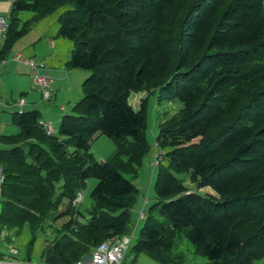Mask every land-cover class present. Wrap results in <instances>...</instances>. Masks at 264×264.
<instances>
[{
  "label": "trees",
  "instance_id": "16d2710c",
  "mask_svg": "<svg viewBox=\"0 0 264 264\" xmlns=\"http://www.w3.org/2000/svg\"><path fill=\"white\" fill-rule=\"evenodd\" d=\"M24 11L32 16L21 23ZM54 11H59L58 36L73 44L68 67L91 75L76 114L62 118L59 136L46 133L38 110L14 113L20 132L0 137L13 144L0 149V225L13 218L7 211L12 205L19 207L15 193L35 196L30 189L38 182L28 179L29 168H37L45 186L61 178L71 182L69 174L55 172L63 164L62 171L75 176L76 184L90 177L97 183L91 191L90 222L67 243L57 239L53 255L62 257L65 247L85 232H92V241L101 238L94 248L126 235L138 191L134 179L151 147L148 100L136 109L128 95L162 78L158 97L178 98L183 107L177 119L160 124L156 143L166 150L168 167L158 165L157 201L151 206H157L156 214L144 217L133 250L171 259L173 235L180 232L207 258L193 264H253L263 256V0H14L0 59ZM100 134L114 138L117 150L107 160L86 159ZM58 152L68 156L62 163ZM20 164L25 177L9 170ZM182 172L190 173L194 189L178 180L176 174ZM21 178L31 183H21ZM75 187L63 184V191L49 201L74 195ZM68 214L64 209L57 215ZM250 220L257 221L255 231L242 238L237 227ZM48 264H55L53 257Z\"/></svg>",
  "mask_w": 264,
  "mask_h": 264
},
{
  "label": "rangeland",
  "instance_id": "374dc122",
  "mask_svg": "<svg viewBox=\"0 0 264 264\" xmlns=\"http://www.w3.org/2000/svg\"><path fill=\"white\" fill-rule=\"evenodd\" d=\"M63 9L61 8L59 11ZM59 11L52 13L47 23L53 20V17L58 15ZM53 26L55 29V22L54 25L48 24L47 27L53 30ZM38 34V30L32 27L26 34L16 39L8 54L10 58L20 53L17 50V46H23L29 39L35 37L32 41L33 44L37 41L34 44L36 56L31 58L38 64L43 63L46 65L44 58L50 53V48L44 41L39 39ZM66 41L71 43V47H73L70 40L66 39ZM7 60L10 61V59ZM40 71L42 73L49 72L46 67L41 68ZM65 74L62 80L65 81V86L59 87L60 81H57V77H54L50 73L52 77L50 84L52 96L48 100L43 98L42 91L36 85L33 86L35 90H30L25 96L21 94V91L16 92L18 88L16 82L12 76L7 75L4 80L5 86L9 88V91L3 93L2 97L0 96V101H3V106L0 108V137L4 135H16L20 132V127L14 123V113L18 111L15 103L21 97H24L27 103L32 102L34 104L33 109H37L40 112V122L50 123L53 126V134L59 136V126L62 118L66 114H76L77 110H75V106L84 96L85 82L91 75L90 71L80 68H69ZM31 78L33 79L32 71ZM162 81V78L156 80L144 87L141 91L131 92L128 95L129 103L136 109L140 107L144 99L148 100L146 137L151 147L149 153L142 159L138 170V177L134 179L138 191L136 193V201L131 208L130 220L132 224L130 225L129 232L122 236L127 237L129 240L124 251L122 264H193L207 260L202 250L192 245L187 237L180 232L173 235L174 247L172 254H170L171 259L165 254L160 257H155L146 252L136 253L133 250V243L140 235L144 224L143 217H146L150 213L156 214L157 206H151L157 201L156 183L158 179V165L164 162V169L168 167L166 150L160 148L156 143L160 124H170L173 120L177 119L183 107V102L178 98L164 99L158 97V95H161ZM55 88L56 90L53 91ZM24 109L28 110L26 109V105ZM45 146L48 147V145ZM11 147H13V144L0 140V149H8ZM117 148L118 144L114 138L100 134L91 141L90 151L85 156L86 159L107 160L114 154ZM48 149L50 150V148ZM64 153L66 154V151ZM56 155L60 158L61 163L68 158V156H64L61 152H58ZM123 158L125 157L123 156ZM73 162L70 161L69 163ZM62 167L63 164H60L55 169L56 174H60V172L64 173V175L69 174L71 182L66 181V178H61V180L63 179L62 182H57L56 184L47 183L45 186L42 185V182L39 181V178L35 174L38 172L37 168H29L31 175L28 176V179L38 182L37 185H34L33 189H29L32 192L36 191V193L34 197L32 194H19L17 196L15 193L14 199L18 201L19 207L12 205V209L10 208L7 211L13 218H11L8 225L5 223H3V226L0 225L4 228V233L0 236V262L48 264L49 257H53L55 264H74L79 259H89L94 245L101 240L99 238L92 241V232L90 234L89 232H85L82 237L74 238L76 239L74 244L65 247V252L62 257H57L52 253V247L57 239H60L59 241L63 243H67L83 224L90 222V211L93 210L94 206L91 191L97 183L96 178L90 177L84 183L80 182L76 184L75 176H72L67 171H62ZM9 170L22 173L21 175L25 177L26 168L21 166V164L16 166L9 165ZM176 176L179 181H182L192 189L195 188L190 178V173H177ZM21 180V183H31L24 178H21ZM71 183L76 185L74 195L70 196L73 194L70 193L68 197H60L56 202L49 201L54 192L55 194H59L63 191V184L71 188ZM27 207L35 210L36 213L31 214L29 212L26 214L25 209ZM56 208L58 212L53 211ZM64 209H68L69 211L67 216L60 217V215H57ZM51 211L53 212L48 215ZM81 212L82 214H79ZM45 215L48 216L45 217ZM257 217H261L260 213L257 214ZM70 219L74 221V225L68 227L65 223ZM256 224V220L243 222L238 225L237 233L242 238H245L255 231ZM253 264H264V255L256 259Z\"/></svg>",
  "mask_w": 264,
  "mask_h": 264
},
{
  "label": "crops",
  "instance_id": "0c3cea01",
  "mask_svg": "<svg viewBox=\"0 0 264 264\" xmlns=\"http://www.w3.org/2000/svg\"><path fill=\"white\" fill-rule=\"evenodd\" d=\"M14 0H0V16H7L8 17V23L10 21V10L12 8ZM56 12V11H54ZM52 12V13H54ZM48 14L47 16L41 18L39 21H37L32 27L38 30L39 32V39L44 41L47 46L50 48V53L47 54V56L44 58L46 66L49 69V73L51 75L53 74L54 77H57V81H60L59 87L65 86V81H62L64 78L65 73L67 70H69V67L67 65V60L70 55V52L72 50L71 43H68L65 38L58 36V15H55L53 17V20L49 21V16L52 14ZM25 15L27 16L25 18ZM32 14L30 12H21L20 18L21 23H23L26 19L30 18ZM55 22V29L53 26V30L49 29L47 26L48 24H53ZM31 27V28H32ZM30 28V29H31ZM29 29V30H30ZM26 34V33H25ZM35 38V37H34ZM32 38V39H34ZM32 39H29L27 43L23 46H17V50L20 51L19 54L22 55L24 58H31L35 57V46L34 44L37 42L35 41L33 44ZM68 40V39H67ZM4 41L1 40V31H0V49L3 46ZM7 59H10V61L7 60V62L4 65H0V96H3V93L9 91V88L5 86V78L7 75L12 76L13 80L17 84V90L16 92L21 91L22 95H26L29 93L30 90H35L33 86H35V83L33 79L31 78V69L30 67L23 63V62H16L10 58V56L7 54ZM12 70V71H9ZM62 77V78H60ZM56 88L53 90L55 91ZM3 101H0V108L3 106ZM34 104L32 102H29L26 104V109L28 110H37L33 109ZM53 127V126H52Z\"/></svg>",
  "mask_w": 264,
  "mask_h": 264
},
{
  "label": "built area",
  "instance_id": "2783aa9c",
  "mask_svg": "<svg viewBox=\"0 0 264 264\" xmlns=\"http://www.w3.org/2000/svg\"><path fill=\"white\" fill-rule=\"evenodd\" d=\"M8 17L0 16V31H1V40L4 41L6 37V31L8 28ZM12 60L16 62H23L27 64L32 73L33 80L35 85L42 91L43 98L48 100L51 98V89L50 84L52 81V77L50 73H42L40 71L41 68L48 67L43 63H37L33 58H24L21 54H16L12 57ZM7 62V58L0 59V65H4ZM26 99L21 97L16 101V106L18 108V113H23L25 111L24 107L26 105ZM44 127L47 134H53V127L50 123L40 122ZM3 179V169L0 166V184ZM1 191V186H0ZM144 218V217H143ZM4 233V228L0 226V236ZM128 238L122 236H113L108 238L107 240L98 244L91 252L88 260H78L74 264H122L124 258V251L128 245Z\"/></svg>",
  "mask_w": 264,
  "mask_h": 264
},
{
  "label": "water",
  "instance_id": "95a60500",
  "mask_svg": "<svg viewBox=\"0 0 264 264\" xmlns=\"http://www.w3.org/2000/svg\"><path fill=\"white\" fill-rule=\"evenodd\" d=\"M0 264H28V263L0 262Z\"/></svg>",
  "mask_w": 264,
  "mask_h": 264
}]
</instances>
